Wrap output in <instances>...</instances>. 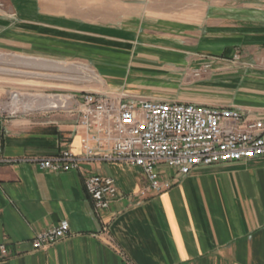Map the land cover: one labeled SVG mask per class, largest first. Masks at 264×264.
<instances>
[{"label": "crops", "instance_id": "1", "mask_svg": "<svg viewBox=\"0 0 264 264\" xmlns=\"http://www.w3.org/2000/svg\"><path fill=\"white\" fill-rule=\"evenodd\" d=\"M229 1L212 0L209 7L204 1L197 22L156 10L151 20L134 16L123 27L29 8L17 37L14 21L0 18V49L90 65L98 72L94 92L264 116V0H246L244 7ZM209 59L212 68L198 86L203 91H149L144 84V70H191ZM81 92L47 95L28 115L0 112V246L8 253L0 250V264H264V159L197 167L168 192L146 197L139 194L145 178L137 167L100 162L54 173L30 162L64 149L83 153L75 105ZM90 174L113 177L119 190L100 217L84 187ZM62 222L70 226L67 238L33 247L38 233Z\"/></svg>", "mask_w": 264, "mask_h": 264}, {"label": "built area", "instance_id": "2", "mask_svg": "<svg viewBox=\"0 0 264 264\" xmlns=\"http://www.w3.org/2000/svg\"><path fill=\"white\" fill-rule=\"evenodd\" d=\"M240 57L236 53L233 60ZM211 68L210 61L193 74L199 78ZM79 96L75 105L83 153L64 149L52 157L29 160L43 171H78L85 164L100 162L126 164L141 170L145 185L139 194L146 197L168 192L197 167L264 159V116L251 117L233 107L155 102L94 91ZM10 107L13 114L18 111L13 103ZM84 187L98 217L119 195L113 177L90 174ZM69 233V224L62 222L38 233L33 247L52 246ZM0 250L7 257L6 246Z\"/></svg>", "mask_w": 264, "mask_h": 264}, {"label": "rangeland", "instance_id": "3", "mask_svg": "<svg viewBox=\"0 0 264 264\" xmlns=\"http://www.w3.org/2000/svg\"><path fill=\"white\" fill-rule=\"evenodd\" d=\"M204 1L208 7L212 2V0H0V18L9 16L8 18L14 21L16 37L22 34L24 27L28 25L25 23L29 19L26 17L29 8L35 9L36 14L64 13L96 25L111 27L129 25L130 17L134 16L151 20L158 13L156 10L168 14L165 16L197 22L203 18L197 11ZM222 2L224 5H230L229 0ZM246 3V0H239L238 6L244 7ZM12 13L17 14L11 17ZM240 60L234 61L232 58L230 64L236 66ZM199 68L191 66L189 70L188 66L179 68L176 65H169L160 67L161 71L144 70L143 73L148 76L144 84L149 91H203L198 90V86L208 74L195 77L193 72ZM97 75L98 72L90 65L60 64L52 60L34 59L22 51L0 49V90L3 92L0 112L9 116L28 115L34 106L29 107L42 103L47 95L81 90L95 91L100 89L96 84ZM63 79L77 81L66 84ZM16 95L20 96L22 100L20 106L25 109L15 106L18 111L13 114L10 106Z\"/></svg>", "mask_w": 264, "mask_h": 264}, {"label": "bare ground", "instance_id": "4", "mask_svg": "<svg viewBox=\"0 0 264 264\" xmlns=\"http://www.w3.org/2000/svg\"><path fill=\"white\" fill-rule=\"evenodd\" d=\"M39 97V96H38ZM40 98H42L41 96H40ZM21 98H20V96H18V95H16L14 98H13V106H16L17 108H20V109H25V108H22L20 105H21ZM48 102H49V104H51V105H54L55 103L53 102V101H51V100H48ZM48 102H47V104H48ZM33 106H30L29 108H32ZM45 108V107H44Z\"/></svg>", "mask_w": 264, "mask_h": 264}]
</instances>
